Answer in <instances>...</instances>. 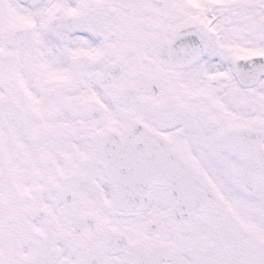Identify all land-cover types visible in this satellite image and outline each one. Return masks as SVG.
Masks as SVG:
<instances>
[{
    "label": "snow or ice",
    "instance_id": "1",
    "mask_svg": "<svg viewBox=\"0 0 264 264\" xmlns=\"http://www.w3.org/2000/svg\"><path fill=\"white\" fill-rule=\"evenodd\" d=\"M0 264H264V0H0Z\"/></svg>",
    "mask_w": 264,
    "mask_h": 264
}]
</instances>
